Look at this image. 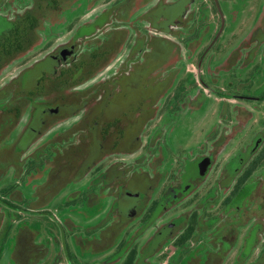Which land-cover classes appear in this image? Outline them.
<instances>
[{"label":"flooded vegetation","instance_id":"af4514ba","mask_svg":"<svg viewBox=\"0 0 264 264\" xmlns=\"http://www.w3.org/2000/svg\"><path fill=\"white\" fill-rule=\"evenodd\" d=\"M0 264H264V0H0Z\"/></svg>","mask_w":264,"mask_h":264},{"label":"rangeland","instance_id":"374dc122","mask_svg":"<svg viewBox=\"0 0 264 264\" xmlns=\"http://www.w3.org/2000/svg\"><path fill=\"white\" fill-rule=\"evenodd\" d=\"M22 253H23V261L24 262L31 261V259H32L31 258V253H29L28 249H23Z\"/></svg>","mask_w":264,"mask_h":264}]
</instances>
